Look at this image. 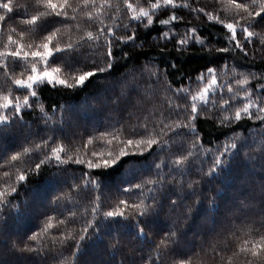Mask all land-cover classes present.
Listing matches in <instances>:
<instances>
[{
    "label": "trees",
    "instance_id": "1",
    "mask_svg": "<svg viewBox=\"0 0 264 264\" xmlns=\"http://www.w3.org/2000/svg\"><path fill=\"white\" fill-rule=\"evenodd\" d=\"M130 2L137 5V0ZM177 2L187 3L188 7L175 9L176 14L182 16L183 20L169 26L176 32L170 41L153 39L158 38L162 30H167L156 21L166 18L168 9L160 10L154 17L153 25L145 28L130 20V14L125 15L128 10L123 6V0H112L114 5H120L119 12L115 7L107 11L101 10L94 22L88 21L83 14L86 10L82 7V0H69V3L78 9L74 13L68 10L70 15L76 17L74 20L51 16L39 21L34 30H31L33 26L24 25L19 20H9L5 22L7 27L0 29V52L6 50L4 45L9 35L14 40H19L18 32L25 29L29 31L25 33L21 43H32L31 49L25 47L23 50L29 53L35 50L45 34L57 28L60 29L57 39L61 46L69 41L79 40L86 31L95 33L103 25L117 32L135 31L137 37L135 46L114 43L113 52L117 58L111 70L98 72L83 87L41 85L37 98L29 97L30 101L35 99L33 107L24 110L23 119L26 126L21 129L17 124L14 128L0 131V156L15 153L22 147L35 145L45 139H55L56 143L63 142L75 148L81 147L84 141L99 136L110 124H115L120 119L119 114L110 111L111 105L104 106L108 98L118 94L123 88L130 90L133 87L138 89L140 99L138 101L136 93L132 95L131 99L137 107L130 111L142 117L148 115V110L151 109L156 119L149 121V127L155 130V138L160 140L161 144L167 142L163 150L158 145H153L151 153L124 157L115 167L93 169L91 175L98 179L100 185L96 191L83 188L79 191L71 190V185L79 182L82 174L89 171L85 164L69 162L60 167L45 165L39 175H30L28 181L19 186L17 193L9 197L19 205V211L5 208L0 213V264H174L177 252L191 256L193 264H226L227 257L231 256L236 245L246 239H259L260 235L264 234V228L260 227L264 224V160L242 163L248 155H259L260 146L264 145V127L258 125L264 122L244 118L230 126H223L215 118L219 109L214 108L207 117L201 116L196 121L195 134L188 129H177L181 133L177 136L176 132L165 129L166 134L160 135V121L171 123V120L167 119L169 113H172V120L176 119L166 100L172 98L175 105V90L181 87L191 88L195 94L199 86L197 77L206 73L209 67L216 69L218 84L230 85L234 91L239 89L241 97L245 93L243 88H239L237 81L246 76L248 83L245 87L251 92L252 98L264 101V46L259 40H254L253 44L246 45L247 56L238 49L231 50V45L226 39L229 35L227 30L221 24L210 22L203 12L198 11L204 9L214 15L218 14L226 22H233L235 17L228 0ZM100 3L101 0H97V8ZM14 4L17 8L10 14L13 17L24 15L25 9L30 17L38 10L35 0H14ZM138 6L148 8V0H138ZM39 10L43 11L42 8ZM88 10L92 11L94 16L97 15L96 9ZM2 12L3 10H0V14ZM12 27H15L17 32H11ZM189 27L197 29L200 36L206 38L208 47L202 48L194 42H189L183 48L177 44L176 41ZM257 31L264 35V25ZM237 36L240 38L239 30ZM141 40L142 45L139 44ZM56 42L54 39L53 44ZM225 47L230 50L216 51L217 48ZM16 48L17 45H9L7 50L13 51ZM178 48L180 50H177ZM123 53H127V56L122 55ZM12 59L7 58L9 71L5 72L0 68V103L4 102L2 98L5 95L14 97L23 93L25 90L18 89L12 81L17 78L25 80L31 73L29 64L27 72L21 75L25 65L20 60L12 63ZM28 59L31 60L32 57L29 55ZM52 60L55 61L54 66L61 68L71 63L78 72L106 68L105 47L102 44L95 48H82L71 55L56 53L49 63ZM4 62L5 58L0 56V64ZM173 64L175 67H172ZM59 75L63 78V72ZM68 82L73 84L72 80ZM114 88L116 92H113ZM224 94L227 98L226 90ZM230 103L242 104V100ZM186 115L187 113L182 114L179 119L185 121ZM132 123L137 121L133 120ZM196 134L201 143L193 147ZM234 135L241 138L237 143L246 140L248 145L255 143L257 146L246 147L245 155L237 160L236 166L229 171L221 172L216 178L204 175L203 173L211 167L212 156L217 150L223 151V146L227 145ZM92 148L93 146H89L88 151ZM189 150L193 155L182 166L183 171L177 173L175 180L167 183V186L175 185L174 194L169 196L159 191L149 192L148 189L153 188L152 185H145L143 189L130 192L123 190L149 178L156 180L157 170L151 167L154 163L162 161L167 167H162L159 171L165 177L171 176L176 172L171 160ZM37 155L33 153V157ZM89 158L95 159L84 156V159ZM31 162L34 164L36 161L32 159ZM198 177L200 182L193 185L197 194L192 195L193 189L188 185ZM2 183L3 181H0V184ZM153 195L157 198L154 210L150 211L147 217H138L149 225L145 229L147 239L136 238L134 228L124 227L135 224V220L131 218H118L119 222L114 223L105 221L99 215L95 219L93 217V201L96 197H99L96 201L100 205L98 211L104 212L116 207L120 200L139 203L143 199L146 203H152ZM58 197L60 199H57ZM173 199L177 200L176 205L170 203ZM196 201L199 203L196 204ZM71 212H74L75 216L69 218ZM50 216L67 219V223L51 228L46 235L40 237L38 245L28 240L29 236L41 232ZM53 223L55 224V221ZM89 223L101 225L100 231L96 233L93 228H89L86 239L79 242V252H75V240L60 243L57 239L69 232L78 234ZM170 231L177 232L178 243L170 245L168 249H157L155 245ZM53 240L57 242L53 243ZM115 241L118 243H114ZM25 245L38 247L40 254L20 251ZM233 264L240 262L234 260Z\"/></svg>",
    "mask_w": 264,
    "mask_h": 264
},
{
    "label": "snow or ice",
    "instance_id": "2",
    "mask_svg": "<svg viewBox=\"0 0 264 264\" xmlns=\"http://www.w3.org/2000/svg\"><path fill=\"white\" fill-rule=\"evenodd\" d=\"M35 2L38 6L36 14L29 17L25 9L24 15L13 17L10 14L17 8V5L14 4V0H0V10H3L2 14H0V29L6 28L7 25L5 22L9 20H19V22L24 25L33 26L31 30H34L38 22L47 17L54 16L62 20H74L76 18L70 15L68 10L70 9L71 12L74 13L77 12L78 9L73 7L69 3V0H35ZM228 3L232 5V11L235 17L233 22H226L218 14L214 15L212 12L204 11V9H199L198 11L203 12L210 22L221 24L222 27L227 30L229 35L226 36V39L231 45V50L238 49L247 56L248 52L246 50V45L253 44L254 40H259L260 44L264 46V35H261L257 31L261 25H264V0H228ZM96 5L97 0H82V7L86 10L83 14L87 17L88 21L94 22L97 20L101 10L107 11L115 7L117 12L120 11V5H114L112 0H101L99 8H97ZM123 6L128 10L125 15L130 14V20L137 22V26L143 25L145 28L153 25L154 17L157 16L160 10L168 9L169 14L167 17L156 21L167 30H162L161 35L158 38L153 37V39L170 41L176 35V32L173 27L169 26L175 25L183 20L182 16L176 14L175 9L188 7V4L179 3L177 0H148V8H146L144 6H138V0L137 5H134L130 0H123ZM40 8H42L43 11L39 10ZM89 8L96 9L97 15L94 16L92 11L88 10ZM192 11L195 12L197 9H192ZM242 21L243 23H241ZM49 22L58 23L59 21ZM100 24L103 25L102 20H100ZM127 27L129 26H125V28ZM238 30L240 38L237 36ZM10 31L17 32V29L12 27ZM27 31H29V29L18 32L19 40H14L13 37L9 35L7 43L4 45L6 50L0 52V56L5 58V62L0 64V68L4 69L5 72L9 71L8 57L13 58L11 61L12 63H16L17 60L23 62L25 67L21 75L27 72V65H31V73L26 76V80L17 78L12 81L18 89H24L25 91L14 97L5 95L2 98L4 102L0 103V131H3L5 128H14L17 124L20 125L21 129L26 126L23 119L24 110H30L33 107L35 99L30 101L29 97L37 98L38 89L41 85L47 84L53 87L57 85L64 87H83L86 82L97 75L98 72L111 70L113 62L117 58L113 52L114 43L117 45L129 44L135 46L137 42L135 31L130 33L127 31L117 32L115 29L103 25L98 28L97 32L86 31V34L82 35L79 40L75 42L69 41L64 46H61L57 39V33L60 32V29L57 28L45 34L40 43L36 45L35 50L29 53L23 50L25 47L31 49L33 47L32 43H27L26 45L21 43ZM54 39L57 40L55 44H53ZM205 40L206 38L201 37L197 29L189 27L185 34L176 42L181 48L187 46L189 42L200 44L202 48H206L208 45L205 43ZM101 44L105 47L106 68L78 72L71 63L65 65L63 68L54 66V60L49 63L56 53L63 52L71 55L82 48H95ZM139 44L142 45L143 41H139ZM9 45H17L16 50L8 51ZM41 49L43 51H41ZM177 50L180 49L178 48ZM229 50V47L216 49L217 52H228ZM21 52H23V55H21ZM29 55L32 57L31 60L28 59ZM122 55L126 57L127 53H123ZM38 61H42L44 65L41 70H38L36 67V62ZM172 67H175V65L173 64ZM12 71H14V69ZM62 72L63 78L59 75ZM69 80L73 81L72 85L69 84ZM197 81L199 82V86L195 94L191 88L185 89L181 87L175 90V105L172 98L166 100L168 108L174 112L176 119L172 120V113H169L167 119L171 120V123L161 120L160 125H162V127L160 135L166 134L164 131L165 129L176 132L177 136L181 134L177 129H188L189 132L195 134L196 121L199 120L201 116L207 117L214 108L219 109L215 118L218 119L223 126H230L233 122H239L244 118L264 122V101L259 98H252L251 92L245 87L248 83L246 76L237 81L239 88L244 89L245 95L243 97L240 96L239 89L234 91L233 87L230 85L218 84L216 69L212 67H209L206 73H201L197 77ZM117 87H120V85H117ZM225 90L228 93L227 98H225ZM113 92H116L115 88ZM134 93L137 94V99L139 101L138 89L135 87L130 90L123 88L118 94L109 97L104 106L108 107L111 105L110 111L113 114H119L120 119L117 120L115 124H110L99 136H94L84 141L79 148L66 145L63 142L56 143L55 139H45L35 145L22 147L15 153H5L3 156H0V169H3V171H0V181H3V183L0 184V213H2L5 208L19 211V205L13 200H10L9 197L17 193L19 186L26 183L30 175H39L41 169L45 165L60 167L69 162L74 164H85L89 171L82 174L79 182L71 185V190L79 191L83 188L96 191L99 189L100 185L98 179L91 175L93 169L115 167L124 157L143 156L145 152L151 153L153 145H158L161 150H163L167 142L161 144V141L155 138L157 135L155 130L149 127V121L156 119L151 113V109L148 110V115L142 117L138 116L136 112L130 111L137 107L136 103H133L131 99ZM237 100H242V104L230 103ZM253 108L255 109L254 112L252 111ZM41 111H43V109H41ZM228 112H232L233 114L226 115L225 113ZM184 113H187L185 116L186 122L179 119ZM133 120H136L137 123L133 124ZM258 127H264V123L258 125ZM109 129L115 130L111 131ZM240 140L241 138L239 135H234L231 141L223 146V151L217 150L216 154L212 156L210 169L203 174L216 178L221 172L229 171L232 167L236 166V161L240 160L241 157L245 155L244 150L246 147L255 148L257 146L255 143L248 145L246 140L237 143V141ZM197 143H201L198 134L195 135L193 147H195ZM100 145L104 146L101 147ZM89 146H93L91 151H88ZM260 148L261 150L258 156L248 155L242 160V163L247 164L257 159L264 160V145H261ZM208 151L210 152L211 149H208ZM33 153H37L38 155L33 157ZM81 153H83V155H81ZM192 155L193 152L189 150L172 159L171 165L176 169V172L169 177L163 176L159 171L162 167H167V165H164L162 161L154 163L151 167L157 170L156 180L149 178L142 183L132 185L131 187H125L123 190L125 192H130L134 189H143L145 185H152L153 188H149V192L159 191L169 196L174 194L175 185L167 186V183L168 181L176 179L177 173L183 171L182 166L188 162L189 157ZM84 156H90L95 159H84ZM32 159L36 161L34 164L31 162ZM125 163H128V161H125ZM132 163H135V161H132ZM24 165H27V167H24ZM13 169H15V171H12ZM199 182L198 177L196 181L188 185L189 188L193 189L192 195L197 194L193 185ZM210 182L209 180V183ZM57 199H60V197ZM98 199L99 197H96L93 201L95 205L92 208L94 219L99 215L102 216L105 221L118 223L119 220H129L131 218L135 220V224L124 225V227L134 228L136 238L147 239L145 229L148 228L149 225L145 223L144 219H138V217H147L150 211L154 210V205L157 203L155 195L151 198L152 203H146L143 199H141L139 203L120 200L116 207L104 212L98 211L100 208V205L96 203ZM170 203L176 205L177 200L173 199ZM195 203L198 204L199 201ZM72 216H75L74 212L70 213L69 218ZM53 221H55V224ZM66 223L67 219H57L54 216H50L47 218L41 232L29 236L28 240L38 245L40 237L46 235L51 228ZM100 227L101 225L89 223L88 226L82 228L78 234L74 235L72 232H69L57 239L60 243H64L67 240H75V252H79V242L86 239L88 229L93 228L94 232L98 233ZM260 227L264 228V224H261ZM176 237V231L165 233L155 247L157 249H168L170 245L178 243ZM56 242L57 240H53V243ZM114 243H118V241ZM20 251L36 252L38 255L40 254V249L31 245H25ZM234 260L239 261L240 264H264V234H261L259 239H246L243 240L241 244L236 245L231 256L227 257L226 264H233ZM174 264H193V259L183 252H177V258Z\"/></svg>",
    "mask_w": 264,
    "mask_h": 264
},
{
    "label": "rangeland",
    "instance_id": "3",
    "mask_svg": "<svg viewBox=\"0 0 264 264\" xmlns=\"http://www.w3.org/2000/svg\"><path fill=\"white\" fill-rule=\"evenodd\" d=\"M36 67L38 70H41L43 69L44 65H43V62L42 61H38L36 62ZM210 79V78H209ZM26 80V79H25ZM36 198H33V200H35Z\"/></svg>",
    "mask_w": 264,
    "mask_h": 264
}]
</instances>
